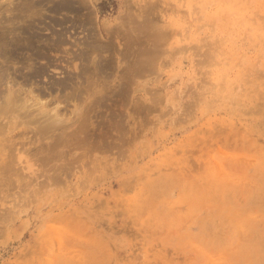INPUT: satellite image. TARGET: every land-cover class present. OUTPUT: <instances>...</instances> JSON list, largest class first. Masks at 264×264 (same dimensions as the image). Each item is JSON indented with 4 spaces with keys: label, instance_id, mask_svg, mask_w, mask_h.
<instances>
[{
    "label": "rangeland",
    "instance_id": "1",
    "mask_svg": "<svg viewBox=\"0 0 264 264\" xmlns=\"http://www.w3.org/2000/svg\"><path fill=\"white\" fill-rule=\"evenodd\" d=\"M0 43V264H264V0H0Z\"/></svg>",
    "mask_w": 264,
    "mask_h": 264
},
{
    "label": "bare ground",
    "instance_id": "2",
    "mask_svg": "<svg viewBox=\"0 0 264 264\" xmlns=\"http://www.w3.org/2000/svg\"><path fill=\"white\" fill-rule=\"evenodd\" d=\"M6 37H7V36H6ZM6 37H5V38H6ZM5 40H6V39H5ZM0 44H1V43H0ZM4 46H5V45H4ZM9 50H10V49H9ZM6 51H7V49H6ZM1 52H2V51H1ZM8 52H10V51H8ZM9 67H10V66H9ZM6 69H7V68H6ZM4 71H5V70H4ZM36 72H37V71H36ZM38 73H39V72H38ZM1 75H2V74H1ZM9 76H10V75H9ZM0 80H1V79H0ZM1 81H3V80H1ZM1 81H0V82H1ZM0 84H1V83H0ZM7 86H8V85H7ZM5 87H6V86H5ZM9 87H10V86H9ZM10 89H11V88H10ZM11 90H12V89H11ZM12 92H13V91H12ZM13 93H14V92H13ZM11 94H12V93H10L9 96H11ZM7 95H8V93H7ZM2 97H3V96H2ZM7 97H8V96H7ZM10 99H11V97H10ZM11 100H12V99H11ZM15 100H16V99H15ZM16 101H17V100H16ZM16 101H15V103H17ZM15 103H14V104H15ZM8 105H9V104H8ZM15 105H16V104H15ZM0 106H1V105H0ZM3 106H4V105H3ZM9 106H10V105H9ZM5 107L7 108V106H5ZM51 124H52V123H51ZM45 125H47V124H45ZM41 126H42V125H41ZM53 126H54V125H53ZM53 126L51 125V127H53ZM42 127L44 128V125H43ZM48 127H49V126H48ZM45 129H47L46 126H45Z\"/></svg>",
    "mask_w": 264,
    "mask_h": 264
}]
</instances>
